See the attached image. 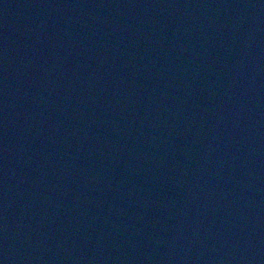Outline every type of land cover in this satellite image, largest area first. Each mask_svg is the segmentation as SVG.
I'll return each instance as SVG.
<instances>
[{"label":"water","instance_id":"obj_1","mask_svg":"<svg viewBox=\"0 0 264 264\" xmlns=\"http://www.w3.org/2000/svg\"><path fill=\"white\" fill-rule=\"evenodd\" d=\"M0 264H264V0H0Z\"/></svg>","mask_w":264,"mask_h":264}]
</instances>
